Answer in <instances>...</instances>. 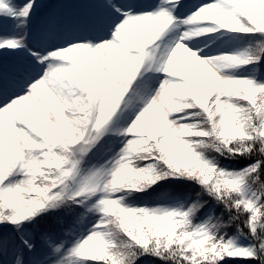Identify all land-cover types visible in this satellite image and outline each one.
<instances>
[{
	"label": "snow or ice",
	"instance_id": "1",
	"mask_svg": "<svg viewBox=\"0 0 264 264\" xmlns=\"http://www.w3.org/2000/svg\"><path fill=\"white\" fill-rule=\"evenodd\" d=\"M0 264H264V0H0Z\"/></svg>",
	"mask_w": 264,
	"mask_h": 264
}]
</instances>
